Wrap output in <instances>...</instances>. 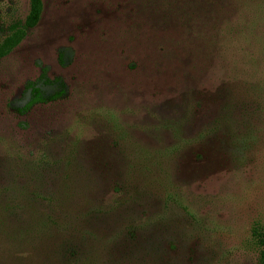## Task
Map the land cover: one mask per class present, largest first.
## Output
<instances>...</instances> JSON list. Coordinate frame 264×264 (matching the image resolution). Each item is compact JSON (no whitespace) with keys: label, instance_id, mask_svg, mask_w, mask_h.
Masks as SVG:
<instances>
[{"label":"rangeland","instance_id":"374dc122","mask_svg":"<svg viewBox=\"0 0 264 264\" xmlns=\"http://www.w3.org/2000/svg\"><path fill=\"white\" fill-rule=\"evenodd\" d=\"M31 11L0 0V264H260L264 0Z\"/></svg>","mask_w":264,"mask_h":264},{"label":"trees","instance_id":"16d2710c","mask_svg":"<svg viewBox=\"0 0 264 264\" xmlns=\"http://www.w3.org/2000/svg\"><path fill=\"white\" fill-rule=\"evenodd\" d=\"M40 14L41 0H32L31 16L34 25L39 21ZM2 53L0 48V56L3 55ZM27 89L32 98L26 110L23 111H27L31 105L36 103L51 102L61 98L65 94V83L61 78L51 79L46 73H43L39 79L29 83ZM253 236L260 249L259 262L264 264V232L259 228H254Z\"/></svg>","mask_w":264,"mask_h":264}]
</instances>
